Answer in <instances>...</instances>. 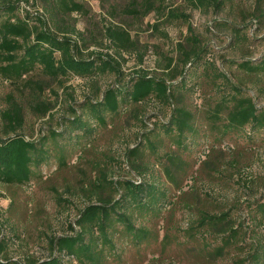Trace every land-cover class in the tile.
<instances>
[{
	"label": "rangeland",
	"instance_id": "374dc122",
	"mask_svg": "<svg viewBox=\"0 0 264 264\" xmlns=\"http://www.w3.org/2000/svg\"><path fill=\"white\" fill-rule=\"evenodd\" d=\"M75 1L82 3L87 12L68 14L58 2L50 4L46 0H20L16 11L20 15L29 12L35 23L33 17L41 13L47 25L59 34L65 33L61 28L74 29L68 33L88 50L98 49L99 42H107L104 30L108 25H122L138 42L136 50L121 56L113 53L122 62L126 76L138 68L163 75L166 55H178V42L187 45V23L181 20H162L155 30L151 24L159 16L154 11L143 17L128 15L129 0ZM159 1L190 15L189 23L199 44L211 49L214 66L205 63V71L204 64H197L191 71L190 82L198 85L204 100L202 107L196 105L198 92L194 90L183 92L179 101L194 113L193 133L182 145L164 132L151 135L152 144L147 142L141 147V167L146 169L136 167L128 172L122 168L125 149L136 143L134 106L126 107L122 116H106L111 128L98 125L88 137L69 130L61 119L69 115L68 106L82 100L85 94L96 93L97 87L103 90L115 82L114 73L100 74L94 81L71 78L63 83L42 72L39 65L17 82L0 73V112L9 97L15 98L24 118L17 131L36 140L45 150L44 161L34 165L30 185L0 183V235L8 237V257L22 264L30 257L47 258L50 236L70 233L69 222L74 221L89 199L112 194L107 185L95 190L93 182L99 178V168L109 174L107 178L134 177L133 173L144 172L147 179L166 190L161 201L170 202L165 207L161 203L160 209L135 214V224L149 232L146 238L137 239L124 232L121 225L114 226L110 236L118 252H111L108 244L99 242L101 258L97 263L86 260L85 264H264V221H259L262 212L254 204L264 203V130L248 134L246 127L222 133L211 124L206 112L230 89L222 76H216L218 72L225 73L232 84L250 95L257 107H264V72L239 66L243 60L255 63L264 56V0H224L218 12L194 9L185 0ZM138 51H145L142 62L137 59ZM26 79L37 81L43 90L32 89ZM55 97L49 114L41 116L32 110L36 98ZM162 109L159 104L148 102L138 113L149 122L147 116L161 113ZM49 127L64 130L63 135L52 137ZM43 135L45 139L41 140ZM87 141L90 147L85 146ZM202 141L211 145V151L206 162L198 164L195 152ZM173 151L180 159L171 169L179 188L167 180L159 163L161 157L165 165V153ZM61 155L66 159L63 167L58 166ZM221 213H227L222 225L201 222L206 214ZM229 225L236 230L231 236ZM62 259L79 264L64 254Z\"/></svg>",
	"mask_w": 264,
	"mask_h": 264
},
{
	"label": "trees",
	"instance_id": "16d2710c",
	"mask_svg": "<svg viewBox=\"0 0 264 264\" xmlns=\"http://www.w3.org/2000/svg\"><path fill=\"white\" fill-rule=\"evenodd\" d=\"M19 1L0 0V73L5 78L17 82L36 65L41 67L42 72L53 79H58L60 83L71 78L94 81L100 74L114 73L117 78L115 82L107 85L103 90L97 87L96 93L85 94L82 100L68 106L69 115L61 119L65 127L76 133L80 132V135L85 137L93 133L98 125L111 128L106 116H122L126 107L134 106L138 129L135 134L136 143L125 149L124 158L121 160L122 168L128 172L136 167L146 169L141 167L140 159L144 156L141 147L147 142L152 144L151 135L164 132L168 136H174L178 145L185 143L189 133L192 134L194 131V113L179 102L182 101L180 98L183 92L194 90V93L198 92L199 101L196 105L202 107L204 100L197 88L198 85L190 82L191 71L197 64H204V70H207L206 64L214 66L211 49L199 44L189 23L188 13L167 7L159 0H129L126 6L128 15L143 17L154 11L159 16L158 21L151 24L155 30H158V22L162 20H181L187 23L189 36L185 39L187 45L180 42L176 44L178 53L176 57L166 55L163 75L138 68L126 76L122 62L114 54L121 56L123 52L136 50L138 42L131 37L125 27L118 24L108 25L104 30L107 42L104 44L99 42L98 49L88 50L85 44L81 45L82 41L68 33V30L74 31V29L61 28L65 33L59 34L47 25L46 18L41 13L37 12L33 17L36 18V23L31 22L29 12L20 15L16 11ZM46 1L50 4L58 2L68 14L87 12L84 5L75 0ZM185 1L194 9H212L214 12L220 11L224 3V0ZM144 52L136 53L139 62H142ZM239 66L251 72H264V56L255 63L250 59L243 60ZM216 76H222L223 80L229 83L230 89L206 110L211 124L222 133L238 131L246 127L249 128L246 131L248 134L251 131L264 130V107H257L252 97L245 94L239 86L232 84L225 73L218 72ZM25 82L37 92L43 90L37 81L26 79ZM52 92L57 95L56 91L52 90ZM56 99L57 97L54 100L36 98L31 108L35 113L45 116L55 106ZM148 102H155L163 108L161 113L147 116L149 122L138 113L141 106ZM0 120L2 122L0 183L30 185L35 175L34 165L39 166L44 161L45 150L36 140L28 139L17 131L22 127L24 118L22 107L15 98L9 97L6 107L0 112ZM63 132L64 130L49 127V134L52 137L63 135ZM10 133L12 135H9ZM41 138L44 140V135ZM85 146L90 147V141H87ZM210 151L211 145L207 141L199 143L195 152L198 164L206 162L205 159ZM165 155L166 164L163 165L161 157L159 163L164 169L167 180L179 188L171 169L180 159L175 151ZM58 159L59 167L66 165L64 155L59 156ZM97 175L99 178L93 182L95 190L107 185L112 194L98 195L93 200L89 199L88 203L79 209L74 221L69 222L70 233L48 238L47 258L37 260L30 257L23 264H74L71 261L65 262L62 259L63 254L76 259L79 264H85L86 260L97 263L102 256L99 242L102 245L108 244L111 252H118L110 236L111 229L116 228L114 226L121 225L124 232L131 233L137 239L148 236L147 229L135 224L134 216L137 212L141 214L143 210L165 207L170 202V199L161 201L166 190L147 179L144 172H135L134 177L107 178L109 174L98 168ZM254 204L262 212L259 221H264V203ZM226 217L227 213L206 214L201 222L222 225ZM235 231V228L229 225L228 235L231 236ZM7 243L8 237L0 235V264H22L20 260L5 254Z\"/></svg>",
	"mask_w": 264,
	"mask_h": 264
}]
</instances>
